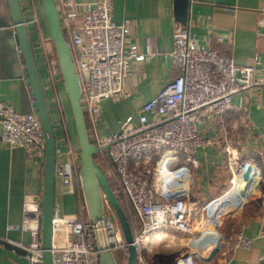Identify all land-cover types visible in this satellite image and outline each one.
Here are the masks:
<instances>
[{
	"label": "built area",
	"instance_id": "built-area-1",
	"mask_svg": "<svg viewBox=\"0 0 264 264\" xmlns=\"http://www.w3.org/2000/svg\"><path fill=\"white\" fill-rule=\"evenodd\" d=\"M57 2L63 7V14L59 11L58 14L69 36L85 123L94 133L93 143L98 153L105 152L111 162L108 173L112 176L108 181L113 193L130 199L139 221L131 242L136 264H157L142 253L143 242L152 232L169 227L183 232L191 230L187 200L192 178L190 165L197 163L195 150L211 141L204 136L200 125L231 109L235 93L248 90L252 96L258 95L264 86V48L255 50L249 62L239 64L230 52L211 45L208 39L198 41L181 21L173 27L170 49L153 47L149 37L145 45H140L127 39L129 17L120 22L112 19L111 0H97L82 10L78 9V0H56V5ZM259 11L264 15V4ZM155 53L170 58L178 72L165 80L136 114L125 116L116 131L106 134L99 117L100 102L128 96L125 77L143 69L146 60ZM241 107L244 109L245 105ZM0 126L1 142L24 148L34 159L43 158L44 135L34 111H21L0 98ZM165 154L170 157L162 172L159 165ZM55 157V182L60 187L71 186L75 178L79 179L77 150L55 148ZM174 160L181 161L170 167ZM228 166L230 184L212 201L232 188L235 177L246 182L256 172L246 159L229 158ZM247 167H250L249 178L243 179ZM248 194L239 197L235 206L241 205V199ZM211 200L202 206V218L212 211L208 207ZM22 210L18 228L28 231L30 238L17 244L25 250L29 264H43L40 222L35 219V213L41 211L39 197L25 195ZM197 236L194 234L192 238ZM127 245L112 214L103 212L95 221L82 220L75 214L64 213L60 204H54L50 247L53 264H100L99 250L107 249L115 263L116 251L122 250L125 259L121 264H126ZM251 246L252 237L242 229L236 230L232 239L222 243L219 264H229L237 248ZM197 254L193 248L182 249L167 264H203L197 260Z\"/></svg>",
	"mask_w": 264,
	"mask_h": 264
},
{
	"label": "crops",
	"instance_id": "crops-1",
	"mask_svg": "<svg viewBox=\"0 0 264 264\" xmlns=\"http://www.w3.org/2000/svg\"><path fill=\"white\" fill-rule=\"evenodd\" d=\"M78 1V9L82 10L97 0ZM19 3L53 126L55 148H74L79 158L73 117L61 74L57 70L50 74L45 63L48 27L41 0H19ZM111 3L115 22L129 17L128 40L145 45L149 37L153 47L171 48L173 27L179 22L176 0H111ZM263 4L264 0H187L184 23L198 41L208 39L211 45L230 52L236 63L245 64L255 50L264 48V15L259 11ZM57 9L62 15L60 2H57ZM217 35L223 38L219 40ZM177 72L170 58L155 53L146 60L143 69L126 76L124 83L129 95L116 101L100 102L99 117L105 124V133L116 131L125 116L136 114L140 105ZM0 98L21 111H31V96L8 0H0ZM233 104L231 109L200 125L204 136L211 141L195 150L197 163L190 165L192 178L187 200L191 230L183 232L169 227L153 231L142 246L144 257L151 263L167 264L179 250L193 248L199 262L219 264L222 243L242 229L252 237V246L237 248L229 264H264V86L255 96L248 90L235 93ZM87 132L89 138H94L88 124ZM229 158L249 160L256 169L257 183L245 199L250 200L249 203L230 206L228 202L227 208L221 204L211 206V199L217 198L230 184ZM96 163L109 180L112 176L108 173L110 162L98 157ZM179 163V160L171 161L170 167ZM77 180L78 183L75 179L71 186L65 187L55 182L54 204H60L64 213L88 220L82 187ZM42 185L43 158L34 159L24 148L9 147L0 141V264H29L25 250L17 244L27 242L29 232L20 230L18 225L23 218V198L27 194L35 195L41 205ZM208 200H211L208 207L212 211L202 218V206ZM109 206L108 201L103 200V212L113 215L114 210L107 209ZM35 219L41 222V211L35 213ZM133 225L138 226L136 218ZM194 234L198 236L192 238Z\"/></svg>",
	"mask_w": 264,
	"mask_h": 264
},
{
	"label": "water",
	"instance_id": "water-1",
	"mask_svg": "<svg viewBox=\"0 0 264 264\" xmlns=\"http://www.w3.org/2000/svg\"><path fill=\"white\" fill-rule=\"evenodd\" d=\"M176 2V16L179 21L184 23L186 21L184 7L187 0H176ZM8 4L13 27L18 39L20 58L31 96V111H34L39 117L44 135L40 241L43 248V264H53L50 247L55 190V136L19 0H8ZM41 5L49 34L53 40L59 71L71 108L79 147V181L82 187L89 218L91 221H95L96 218L100 219L103 215V199L108 201L117 215L123 238L128 243L126 264H136V253L134 246L131 243L133 232L130 229L128 220L119 205L118 199L113 193L104 172L93 158V154L97 151V147L89 140L81 108V90L73 55L70 43L66 40L63 34L56 0H41ZM249 171L250 167H247L243 172V179L249 178ZM6 243L8 244V242ZM98 257L100 264H116L108 249L105 251L99 250Z\"/></svg>",
	"mask_w": 264,
	"mask_h": 264
},
{
	"label": "bare ground",
	"instance_id": "bare-ground-1",
	"mask_svg": "<svg viewBox=\"0 0 264 264\" xmlns=\"http://www.w3.org/2000/svg\"><path fill=\"white\" fill-rule=\"evenodd\" d=\"M169 157L170 156L168 154H165L163 156L162 161L160 162L159 168L161 169L162 172H164V163ZM164 159H166V160L164 161ZM256 183H257V174L256 173H254L252 178L247 180L246 182H244L242 179L235 177L232 188L230 190H228L222 197L214 200L212 202L211 206L221 204L227 208L229 206L228 201L230 199H231V201L229 202L230 206L231 205L235 206L237 204V200L239 199V197H242L247 192H250L253 189V187L256 185Z\"/></svg>",
	"mask_w": 264,
	"mask_h": 264
},
{
	"label": "trees",
	"instance_id": "trees-1",
	"mask_svg": "<svg viewBox=\"0 0 264 264\" xmlns=\"http://www.w3.org/2000/svg\"><path fill=\"white\" fill-rule=\"evenodd\" d=\"M62 29H63L64 37L66 38V40L69 41V36H68V33H67L66 29L64 27ZM47 31H48V36H51L49 34V30L48 29H47ZM57 69L59 71V66L58 65H57ZM59 73H60V71H59ZM86 127H87V123H86ZM89 140L91 142H93V138H89ZM98 157H100L101 159L105 158L108 162H110V160H109V158H108V156L106 155L105 152H103V154L100 155L98 153V151H97L96 153L93 154V158L95 159V161H96V158H98ZM180 161L181 160H179V162ZM110 164H111V162H110ZM75 179H76V181L78 183L77 178H75ZM117 199H118L119 205L121 206V208H122V210H123V212H124V214H125V216H126V218L128 220V223H129V226H130L131 231L132 232L136 231V229L139 226V221H138V226L137 227H134L133 222H134V219L135 218L137 219V216H136L134 207H133L130 199L128 197H126V196H118ZM249 201L250 200H245L244 203H243V205L249 203ZM115 259H116V263L117 264H121L124 261L125 257L123 255V251L122 250L119 249V250L116 251V253H115Z\"/></svg>",
	"mask_w": 264,
	"mask_h": 264
},
{
	"label": "rangeland",
	"instance_id": "rangeland-1",
	"mask_svg": "<svg viewBox=\"0 0 264 264\" xmlns=\"http://www.w3.org/2000/svg\"><path fill=\"white\" fill-rule=\"evenodd\" d=\"M45 41H46V43L44 45L45 63H46L47 68L51 74V73H53V70L58 71V69H57L58 62L56 59V53H55L52 37L47 36ZM53 66H54V68H53ZM88 127H89V125H88ZM89 133H90V129H89ZM248 196H249V194L245 198L241 199V204H242V201H244ZM107 209L111 210V212L113 211V209H111L110 206ZM112 213H113L114 217L118 220L116 213L114 211Z\"/></svg>",
	"mask_w": 264,
	"mask_h": 264
}]
</instances>
